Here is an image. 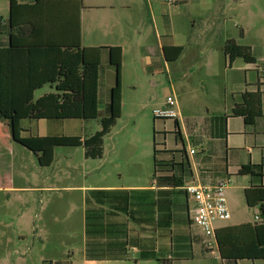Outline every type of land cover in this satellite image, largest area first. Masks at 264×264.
Listing matches in <instances>:
<instances>
[{"label":"rangeland","instance_id":"rangeland-1","mask_svg":"<svg viewBox=\"0 0 264 264\" xmlns=\"http://www.w3.org/2000/svg\"><path fill=\"white\" fill-rule=\"evenodd\" d=\"M123 4L131 8L123 9ZM9 5L10 0H0V17H8ZM83 5L85 41L89 40L93 28L101 27L97 33H110L111 41L124 48L121 117L105 137L101 160L84 159L82 148L56 147L52 165L40 168L37 160L33 164L25 161L26 158L18 160L15 155L9 159L8 154H3L0 220L8 221L20 235L9 251L0 246V264H51L61 258V246L78 256L85 237V192L93 190L85 187L154 184L155 163L162 165L164 133L176 130L174 125H178L177 120L163 125L162 120L154 119L153 112L165 108L167 97L174 92L185 114L197 118L208 116V112L210 116L218 114L223 112V105L217 98L227 86L228 73L220 64L219 75L207 74L213 51L221 57L226 43L233 41L251 47L255 56L264 60V0H83ZM93 5L114 6V10L89 9ZM161 14L170 16L175 42L185 46L180 60L170 64L168 70L163 68L162 61L156 69L152 61L160 31L153 17ZM175 73H180L179 79ZM50 93L54 89L47 85L34 99ZM99 124V119L88 121L84 134L88 136L100 130ZM80 127V123L67 122L60 127L59 134H81ZM3 145V149L24 153L11 140ZM28 184L50 189L38 192L7 189ZM235 185L236 180L231 177L230 188L225 191L231 218L215 222V227L256 221L258 208L249 209L244 195L235 194L232 188ZM179 199L186 204L183 195ZM183 218L172 229L175 243L190 232L202 236L197 228H189L184 215ZM201 248L197 244L194 251ZM137 255L131 251L129 261L109 263L135 264ZM3 256H8L5 263Z\"/></svg>","mask_w":264,"mask_h":264},{"label":"trees","instance_id":"trees-1","mask_svg":"<svg viewBox=\"0 0 264 264\" xmlns=\"http://www.w3.org/2000/svg\"><path fill=\"white\" fill-rule=\"evenodd\" d=\"M67 1L43 0V46H21L18 35L11 32L10 46L7 49L0 48L1 122L20 129L22 120L100 119V131L83 142L78 137L32 139L41 142L37 162L42 168L52 165L56 147L82 146L86 159H101L104 138L121 117L122 50L120 47L82 48L76 16L74 15L72 29L71 21L66 23L59 15L60 8L63 5L66 7ZM69 1L82 8V0ZM22 7L24 6L18 5L15 0H10V24L13 31H19L16 15ZM62 28L68 39L61 38ZM182 52L183 47H163L166 62L176 61ZM103 53H106L108 63L115 71V83L110 89L106 109L101 113L98 109V76ZM224 54L229 64L236 59H242L250 65L256 63L251 48L237 45L233 41L226 43ZM45 85L53 86L54 93L34 100V93ZM241 97L242 102L232 109V115L242 118L246 126H253L262 116V94L259 91L244 92ZM154 168L156 190L86 191V260L128 261L131 251L136 250L138 257L134 259V263L155 260L161 264H169L158 251V241L168 238L176 245L172 230L176 223H181L183 215L189 228H192V223L188 213L186 214L187 204L183 205L179 199L181 195L186 197L182 190L185 186L184 179L161 174L157 161ZM246 170L250 175L257 172L262 175L264 163ZM244 198L249 209L258 208V219L253 224L215 230L216 246L224 261L264 260V185H252L245 189ZM179 239L182 240L183 236Z\"/></svg>","mask_w":264,"mask_h":264},{"label":"crops","instance_id":"crops-1","mask_svg":"<svg viewBox=\"0 0 264 264\" xmlns=\"http://www.w3.org/2000/svg\"><path fill=\"white\" fill-rule=\"evenodd\" d=\"M18 5L24 7L18 9V15L16 20L18 21L19 31H13L10 24V5L9 15L7 18L0 17V48L7 49L11 44L10 33L13 32L18 35V43L29 46H43V0H22L21 2L15 0ZM70 2V3H69ZM70 4V8H69ZM112 5V4H111ZM114 6H89L91 10H106L107 8L114 10ZM123 9H130L129 4H123ZM83 10L85 7L82 0V8L78 4L74 6L73 1H67L66 7L63 5L60 8L59 15L62 19L71 21V28L73 29L74 15L77 22H79L80 34H81V47L82 48H105V47H120L122 50V67H121V81H122V68L124 65V48L121 44L111 41L110 33H97L101 28H93V32L90 34L89 40L85 41L84 38V24H83ZM64 12V14H63ZM155 18L156 24L159 26L158 32V46L153 53V66L156 69L160 67V61H162L163 68L169 69L170 64L177 63L185 51V46L179 45L175 42V34L172 30V22L169 15L161 14ZM72 33V32H71ZM68 39V36L64 35L63 28L61 31V38ZM65 38V39H66ZM71 42H73V35L71 34ZM187 42V41H186ZM187 45V44H186ZM163 47H183V52L179 58L174 62H166L163 55ZM248 47V46H247ZM251 48V47H249ZM252 55L256 59L255 64H246L242 59H236L233 63L229 64L227 57L222 55L218 57L217 51H213L211 57V64L208 67L207 74L219 75V66L221 64L223 70L228 77L227 86H224L223 96L221 95L217 99L223 105V112L218 114L197 118L190 114H185L179 107L176 94L173 92L180 117L177 120L178 125L176 130L164 133V148L162 149L163 158L160 168L161 174L175 175L182 177L185 181L184 185L194 184L203 187H214L221 182L229 181L231 183V177L236 180V185L233 186L235 194H243L244 190L252 185H264V173L250 175L246 168L251 166H257L264 163V60L258 59L253 49L251 48ZM177 79L180 78V73H175ZM115 83V71L109 65L106 53H103L101 60V69L98 76V109L101 113L104 112L103 108L109 102L110 89ZM47 86V85H45ZM44 86V87H45ZM122 86V82H121ZM43 87V88H44ZM53 88V86H50ZM37 90V92L43 90ZM54 89V88H53ZM259 91L262 94V116L256 120L253 126H246L242 118L232 115V109L242 102V94L244 92H256ZM216 99V98H215ZM216 99V100H217ZM35 100V99H34ZM103 104V107H102ZM198 120L200 122H198ZM100 121V119H99ZM158 121V120H157ZM169 121V120H167ZM162 121L163 125H166ZM179 121V123H178ZM67 122H77L81 125V134H59L60 127L65 126ZM88 121L79 119L68 120H22L19 127H9L4 122L0 121V159L3 158V154L10 156H17L33 162L37 160V157L41 153L40 140H32L35 138L43 139L45 137H78L83 142L84 139L89 138L93 134L86 135V125ZM175 122V121H174ZM243 125H242V123ZM176 124V123H174ZM180 124V125H179ZM100 125V124H99ZM171 139V143L168 145V140ZM7 140L13 141L17 146L23 150L22 153L14 151L10 148L3 149V143ZM105 141V138H104ZM82 148L83 155L85 153ZM196 149V150H193ZM198 149V150H197ZM55 151V149H54ZM191 151L193 153H191ZM103 154H104V142H103ZM26 156V157H25ZM103 158V155H102ZM101 158V159H102ZM84 159H86L84 157ZM98 159V160H101ZM92 160V159H86ZM8 162L10 160H7ZM23 163V161H22ZM38 163V162H37ZM40 167V166H39ZM42 168V167H40ZM226 186L225 191L230 188ZM7 189H20L24 191H43L50 188L35 187L32 184L24 186L22 188L8 187ZM85 189H152L156 190L157 185L154 184L150 187H144L139 185H97L90 186ZM88 191V190H86ZM86 193V192H85ZM187 206L191 208L193 201L185 197ZM190 203H192L190 205ZM188 210V208H187ZM187 214V211H186ZM188 215V214H187ZM231 218V217H230ZM238 223L233 226L247 224ZM252 224V223H250ZM215 227V226H214ZM228 226L215 227V230ZM19 232L17 228H11L5 220H0V246L4 251H9L13 244L19 239ZM199 238H198V237ZM166 239H160L158 241V251L160 250L162 258L168 260L169 264H264V260H239V261H224L220 258L217 246L211 249L205 248L203 244V237L199 235H193L190 232L189 236H183L176 245ZM200 244L202 246L200 251L195 252V245ZM61 258L54 260L51 264H110L109 261H88L85 259V237L79 248V255L76 256L74 252L67 247L61 246ZM132 252H138L132 250ZM8 256H3V262L5 263ZM138 257V255H137ZM136 257V258H137ZM135 258V259H136ZM129 261V260H128ZM127 262V261H119ZM139 262H155L151 261H137Z\"/></svg>","mask_w":264,"mask_h":264},{"label":"built area","instance_id":"built-area-1","mask_svg":"<svg viewBox=\"0 0 264 264\" xmlns=\"http://www.w3.org/2000/svg\"><path fill=\"white\" fill-rule=\"evenodd\" d=\"M157 120L167 121L180 117L177 100L174 95L168 96L165 108L153 112ZM191 153H193L191 151ZM229 181L221 182L214 187H203L194 184L185 185L182 190L186 198L193 201V206H188V216L192 227L202 232L205 248L211 249L216 246L215 227L217 221L230 219V212L227 207L225 189ZM258 216H256V220Z\"/></svg>","mask_w":264,"mask_h":264}]
</instances>
